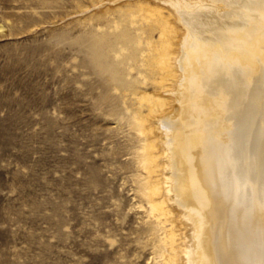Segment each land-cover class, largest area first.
<instances>
[{"label":"bare ground","instance_id":"6f19581e","mask_svg":"<svg viewBox=\"0 0 264 264\" xmlns=\"http://www.w3.org/2000/svg\"><path fill=\"white\" fill-rule=\"evenodd\" d=\"M92 9L117 16L111 32L90 34L88 52L134 101L139 190L166 264H264V0Z\"/></svg>","mask_w":264,"mask_h":264},{"label":"rangeland","instance_id":"374dc122","mask_svg":"<svg viewBox=\"0 0 264 264\" xmlns=\"http://www.w3.org/2000/svg\"><path fill=\"white\" fill-rule=\"evenodd\" d=\"M100 1L0 0V264H166L134 101L88 52Z\"/></svg>","mask_w":264,"mask_h":264}]
</instances>
